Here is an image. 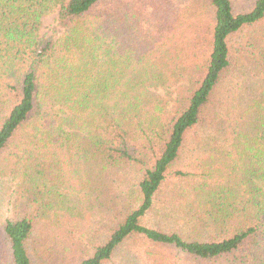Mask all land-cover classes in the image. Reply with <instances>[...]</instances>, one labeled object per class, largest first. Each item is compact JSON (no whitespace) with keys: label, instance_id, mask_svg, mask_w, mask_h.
I'll list each match as a JSON object with an SVG mask.
<instances>
[{"label":"trees","instance_id":"1","mask_svg":"<svg viewBox=\"0 0 264 264\" xmlns=\"http://www.w3.org/2000/svg\"><path fill=\"white\" fill-rule=\"evenodd\" d=\"M0 264H264V0H0Z\"/></svg>","mask_w":264,"mask_h":264},{"label":"rangeland","instance_id":"2","mask_svg":"<svg viewBox=\"0 0 264 264\" xmlns=\"http://www.w3.org/2000/svg\"><path fill=\"white\" fill-rule=\"evenodd\" d=\"M56 17L57 14L56 12L51 13L47 16H45L44 20H43V24L42 27L40 29L39 35L41 37H52V39H56L60 36L61 34V29L60 27L57 25L56 22ZM170 92V91H169ZM161 94H164L163 91H160ZM185 155L186 156H190V152L186 149L185 151ZM185 155L183 157H185ZM182 162H178L173 169H171L170 173L174 172L176 169L178 168H182L180 166H182ZM172 176V175H170Z\"/></svg>","mask_w":264,"mask_h":264}]
</instances>
